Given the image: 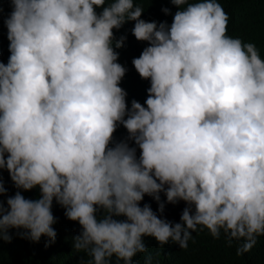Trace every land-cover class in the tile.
I'll list each match as a JSON object with an SVG mask.
<instances>
[{"label":"clouds","instance_id":"1","mask_svg":"<svg viewBox=\"0 0 264 264\" xmlns=\"http://www.w3.org/2000/svg\"><path fill=\"white\" fill-rule=\"evenodd\" d=\"M9 2L0 197L3 170L17 191L7 207L0 199V241L23 229L20 238L54 243L55 201L82 228L73 247L91 259L81 264H134L144 237L187 249L203 228L250 252L264 236V58L228 34L218 0H170V25L142 19L140 0ZM128 22L148 44L132 63L150 81L144 104L130 107L116 51L127 36L114 32ZM37 188V199L22 194ZM146 195L161 215L183 201L180 222L141 206Z\"/></svg>","mask_w":264,"mask_h":264},{"label":"trees","instance_id":"2","mask_svg":"<svg viewBox=\"0 0 264 264\" xmlns=\"http://www.w3.org/2000/svg\"><path fill=\"white\" fill-rule=\"evenodd\" d=\"M140 2L145 8L142 19L146 21L158 23L166 21L170 25L173 15L178 11L170 0H152V2L151 0H140ZM218 2L229 16L228 34L246 43L255 44L264 58V0H218ZM164 8L170 9L171 14H165L162 11ZM0 9H2L0 11V61L7 64L10 52L8 30L4 21L12 11L9 0H0ZM133 26L134 22H128L121 29L114 30L117 39L122 35L127 36L124 47L116 51L119 53L118 62L127 69L120 86L128 93L129 107L133 99L144 104L148 96L147 90L150 87V81L142 79L132 63L133 59L139 57L144 48L148 46L147 42L138 41L135 38L131 31ZM127 136V130L122 125L118 127L115 133L116 140H124ZM132 146L135 145L132 144ZM137 155H139V149ZM2 179L7 194L0 199L7 207L8 196H14L17 189L7 170H3ZM22 194L28 199H37L40 196L38 188L32 191H22ZM161 199L166 202L163 193H161ZM145 203L150 204L152 209L161 215L158 211V204L152 197L146 195L141 206ZM185 207L186 204L183 201L175 205L166 203L161 218L180 222L181 213ZM53 214L57 220L53 225L57 232L54 243H50L46 236L41 237L38 243L32 242L17 235V232H23V229H11L12 242L0 241V264H81L82 258L91 259L85 253L74 250L73 238L82 231L79 223L69 220L65 216V209L55 201ZM143 239L148 245V252L135 256L134 264H145L149 253L153 257V264H264V236L258 237L256 245L250 252L239 256L237 247L242 242L233 241L229 244L223 233L219 239H216L206 228L193 232L187 249H181L179 245L173 243L160 247L155 238L144 237Z\"/></svg>","mask_w":264,"mask_h":264}]
</instances>
